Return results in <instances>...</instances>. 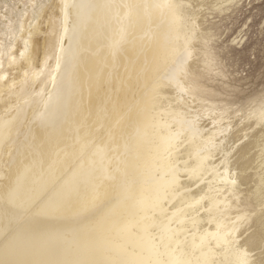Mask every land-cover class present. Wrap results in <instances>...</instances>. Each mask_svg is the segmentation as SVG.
<instances>
[{
	"label": "bare ground",
	"instance_id": "bare-ground-1",
	"mask_svg": "<svg viewBox=\"0 0 264 264\" xmlns=\"http://www.w3.org/2000/svg\"><path fill=\"white\" fill-rule=\"evenodd\" d=\"M241 1L0 0V264H264Z\"/></svg>",
	"mask_w": 264,
	"mask_h": 264
},
{
	"label": "rangeland",
	"instance_id": "rangeland-1",
	"mask_svg": "<svg viewBox=\"0 0 264 264\" xmlns=\"http://www.w3.org/2000/svg\"><path fill=\"white\" fill-rule=\"evenodd\" d=\"M12 1L4 0L6 4L12 3ZM235 13L237 17L230 23V28L225 31L224 37L235 36L233 35L235 33L238 35L243 21L246 20L250 24L249 39L239 46L240 49L243 48V52L235 69L239 72L242 71L241 75L250 74L249 78L243 81L248 83L244 85L248 88L245 95L250 94L248 92L250 90L254 94H261L264 90V0H242ZM250 14L253 15L248 19ZM261 25L263 28L259 32Z\"/></svg>",
	"mask_w": 264,
	"mask_h": 264
},
{
	"label": "snow or ice",
	"instance_id": "snow-or-ice-1",
	"mask_svg": "<svg viewBox=\"0 0 264 264\" xmlns=\"http://www.w3.org/2000/svg\"><path fill=\"white\" fill-rule=\"evenodd\" d=\"M261 119H264V106L261 107V111L259 113Z\"/></svg>",
	"mask_w": 264,
	"mask_h": 264
}]
</instances>
